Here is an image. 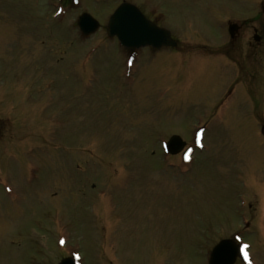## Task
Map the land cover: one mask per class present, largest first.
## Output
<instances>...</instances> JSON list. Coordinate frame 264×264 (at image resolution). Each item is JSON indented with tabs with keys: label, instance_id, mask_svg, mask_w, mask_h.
I'll use <instances>...</instances> for the list:
<instances>
[{
	"label": "rangeland",
	"instance_id": "1",
	"mask_svg": "<svg viewBox=\"0 0 264 264\" xmlns=\"http://www.w3.org/2000/svg\"><path fill=\"white\" fill-rule=\"evenodd\" d=\"M134 1L157 5L175 50L128 64L103 30L80 36V13L103 25L118 0H75L60 16L57 0H0V264H206L218 239L243 231L240 214L256 223L264 36L249 44L245 27L229 41L225 21L260 22L264 35L259 6ZM202 123L203 152L165 156L162 139L192 146ZM248 231L264 264V238Z\"/></svg>",
	"mask_w": 264,
	"mask_h": 264
},
{
	"label": "water",
	"instance_id": "2",
	"mask_svg": "<svg viewBox=\"0 0 264 264\" xmlns=\"http://www.w3.org/2000/svg\"><path fill=\"white\" fill-rule=\"evenodd\" d=\"M81 22V21H80ZM95 27V25H94ZM94 27H92L91 29H93ZM109 29H111V24H109ZM151 33H153L154 35V39L156 42L152 43L153 45L157 46L159 44H170L172 45V42L170 41V39L168 38V35L166 34V32L164 31H156L154 29L151 28ZM116 34L119 38H121L123 40V42H126V44L128 46H133V45H142L144 44V40H143V33H138L137 31L128 33L124 35L125 40L121 37L120 33L118 32V30H112V32L109 34ZM169 144L173 147L172 152H177L178 150H180V148L182 147V143L180 142V140L177 137H171ZM233 249V252L235 253V248L233 244H230L229 242H222L221 244H219L218 246H216L214 248V250L211 253V259L214 260L213 258L217 257L218 255L220 256V251L221 249H224L225 247H230ZM213 264V263H212Z\"/></svg>",
	"mask_w": 264,
	"mask_h": 264
},
{
	"label": "snow or ice",
	"instance_id": "3",
	"mask_svg": "<svg viewBox=\"0 0 264 264\" xmlns=\"http://www.w3.org/2000/svg\"><path fill=\"white\" fill-rule=\"evenodd\" d=\"M246 247H247V246L242 247V248L240 249V251H241V253L244 255L245 259L247 260V253H246V251H245Z\"/></svg>",
	"mask_w": 264,
	"mask_h": 264
}]
</instances>
